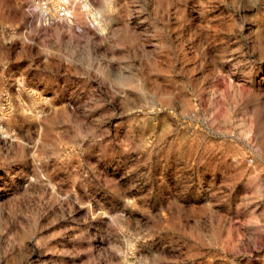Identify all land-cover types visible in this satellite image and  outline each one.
I'll return each mask as SVG.
<instances>
[{
  "label": "rangeland",
  "instance_id": "1",
  "mask_svg": "<svg viewBox=\"0 0 264 264\" xmlns=\"http://www.w3.org/2000/svg\"><path fill=\"white\" fill-rule=\"evenodd\" d=\"M29 1L0 0V264H264V0Z\"/></svg>",
  "mask_w": 264,
  "mask_h": 264
},
{
  "label": "built area",
  "instance_id": "2",
  "mask_svg": "<svg viewBox=\"0 0 264 264\" xmlns=\"http://www.w3.org/2000/svg\"><path fill=\"white\" fill-rule=\"evenodd\" d=\"M89 4V0H30L26 10L30 15L37 16L41 26L49 27L56 23H74L77 8L81 6L89 11Z\"/></svg>",
  "mask_w": 264,
  "mask_h": 264
}]
</instances>
